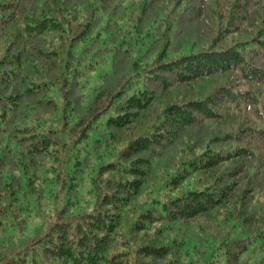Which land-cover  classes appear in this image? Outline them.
Here are the masks:
<instances>
[{"label":"trees","instance_id":"16d2710c","mask_svg":"<svg viewBox=\"0 0 264 264\" xmlns=\"http://www.w3.org/2000/svg\"><path fill=\"white\" fill-rule=\"evenodd\" d=\"M263 138L264 0H0V264H264Z\"/></svg>","mask_w":264,"mask_h":264},{"label":"rangeland","instance_id":"374dc122","mask_svg":"<svg viewBox=\"0 0 264 264\" xmlns=\"http://www.w3.org/2000/svg\"><path fill=\"white\" fill-rule=\"evenodd\" d=\"M258 148H259V150H261V151L264 152V138L260 141V143H259V145H258ZM227 163H229V162H225V164H227ZM227 208H228V209H233V204H232V202H229V203L227 204ZM29 233H30V229H29V231H27L26 234H29Z\"/></svg>","mask_w":264,"mask_h":264}]
</instances>
